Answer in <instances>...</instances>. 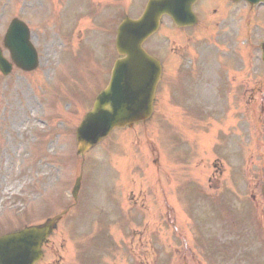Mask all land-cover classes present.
I'll return each mask as SVG.
<instances>
[{"label":"rangeland","instance_id":"1","mask_svg":"<svg viewBox=\"0 0 264 264\" xmlns=\"http://www.w3.org/2000/svg\"><path fill=\"white\" fill-rule=\"evenodd\" d=\"M87 1L69 0L62 6L61 0H0V44L10 19L19 17L28 25L39 57L38 68L31 72L13 68L8 75L0 73V232L40 223L72 202L70 191L81 161L75 128L117 57L114 26L111 31L103 22L116 13L112 3L119 11L126 4L132 16L144 3L93 0L89 9ZM94 6L100 12L96 18L90 12ZM241 10L249 20L250 10ZM82 11L77 28L83 34H75ZM255 14L258 27L252 26L251 45L242 52L247 77L231 81L230 99L223 95L225 87L218 90L223 81L212 77L205 83L201 90L210 98L215 94L216 109L196 115L199 129L187 134L195 137L193 142L179 145L177 121L180 115L184 122L185 115L168 106L161 111L159 104L152 121L115 131L86 155L80 174L85 177L82 200L85 207L89 204L90 219L71 222L101 239L100 264H264V64L258 55L264 5ZM239 23L228 17L227 25L221 20L214 33L231 35L240 31ZM202 37L195 36L184 53L197 48L198 55L204 52ZM74 38L83 41L82 50ZM224 38L220 47L227 51L236 38L230 39L232 45ZM180 44L170 28L148 43L170 68L167 78L173 83L168 85L173 88ZM165 94L159 89L160 99ZM157 148L161 159L154 164L156 172L151 161ZM121 211L126 212L123 218ZM69 226L60 225L50 238L45 264H66L77 254ZM104 230L111 236H104ZM92 264L98 262L93 259Z\"/></svg>","mask_w":264,"mask_h":264},{"label":"water","instance_id":"2","mask_svg":"<svg viewBox=\"0 0 264 264\" xmlns=\"http://www.w3.org/2000/svg\"><path fill=\"white\" fill-rule=\"evenodd\" d=\"M194 1L148 0L140 17L126 18L120 24L116 48L122 56L116 60L108 84L96 95L92 107L76 128L78 154L97 144L113 128L132 126L150 117L161 71L159 61L144 50L142 43L157 30L164 14L177 24L192 22ZM258 1L248 0L251 4ZM28 35L26 25L13 19L4 40L12 61L26 70L33 69L37 64V54ZM10 68L11 64L0 54V70L8 73ZM78 185L79 180L76 181L74 194ZM58 217L0 235V264H34L40 260L42 243Z\"/></svg>","mask_w":264,"mask_h":264},{"label":"flooded vegetation","instance_id":"3","mask_svg":"<svg viewBox=\"0 0 264 264\" xmlns=\"http://www.w3.org/2000/svg\"><path fill=\"white\" fill-rule=\"evenodd\" d=\"M66 1L69 0H64V2ZM115 7L118 10V5ZM247 7L248 5L241 1L198 0L194 6L197 22L192 26L180 28L174 27L175 32L181 40V44L179 46L180 48H178L177 51L179 59L178 70L175 76L177 85L174 88L172 85H168V82L173 83V80L167 78L168 73H171L170 68L164 58L161 57L162 73L159 88L163 89L166 93L161 99L162 107L165 108L167 106H174L178 115L179 113L185 115L186 120L184 122L180 121V115L178 120L179 128L181 129L182 134L186 126L190 129H194L196 127V115L204 113L207 109L213 108V110H209L210 112H213L216 109V102H213L215 100V94L212 98H210L206 92L203 94V91L201 90L206 82L209 83L212 77L213 79H217V81H223V83L218 87V90L225 87L223 95L226 92L227 98L230 99L234 93L232 87L230 86L231 81L238 80L242 76L247 77L246 72L248 65L246 63L242 65L245 60V56H243L242 52L248 47V37L243 34V28L246 25L247 20H245V13H241V9L243 8L246 12ZM231 10L232 12H229ZM217 11L219 14H216ZM228 17L233 18L234 20H240V31H234L231 35H219L214 33V30L221 20L225 21V26L227 25ZM197 35H203L201 39H206L205 46L203 48L204 52L201 51L202 53L198 55L200 50L197 48L191 50V52L188 50L187 53H184L183 49L188 47L185 45H190L193 42L194 37ZM224 37L229 38L228 42L230 45L233 43L227 51H223L225 48L220 47L221 41H227ZM232 37L236 39L231 43L230 39ZM262 40L263 36L261 35L258 40L260 58L262 56ZM233 47H235V50L232 53L229 50ZM228 53H231L232 57H228ZM214 55L216 56V61L213 60ZM194 74L196 75L195 78L193 77ZM227 89L231 93L227 91ZM260 91L262 92L263 89H260ZM237 97L238 95L236 98ZM218 106H222V103H219ZM81 236H83L86 240L89 237V234L86 235V232L84 231L81 233ZM73 239L77 238L74 237ZM46 246H49L48 242L45 243V247ZM66 264H71V262L67 259Z\"/></svg>","mask_w":264,"mask_h":264}]
</instances>
